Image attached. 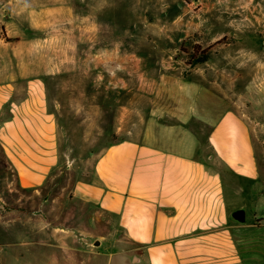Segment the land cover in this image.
<instances>
[{
	"label": "rangeland",
	"instance_id": "1",
	"mask_svg": "<svg viewBox=\"0 0 264 264\" xmlns=\"http://www.w3.org/2000/svg\"><path fill=\"white\" fill-rule=\"evenodd\" d=\"M16 77L31 80L55 116L56 165L25 192L0 152V264H47L60 234L94 247L83 236L99 231L87 224L96 215L73 203L71 188L95 182L94 163L114 142L141 139L152 124L202 143L229 113L253 143L264 139V0H0V83ZM203 147L194 157L207 168ZM256 157L261 179L222 173L217 188L233 248L264 263ZM239 209L244 224L230 218ZM99 233L107 241L95 252L112 251Z\"/></svg>",
	"mask_w": 264,
	"mask_h": 264
},
{
	"label": "crops",
	"instance_id": "2",
	"mask_svg": "<svg viewBox=\"0 0 264 264\" xmlns=\"http://www.w3.org/2000/svg\"><path fill=\"white\" fill-rule=\"evenodd\" d=\"M31 82L16 77L0 83V152L25 192L37 191L56 165L55 116ZM185 142L178 134H158L151 124L141 139L105 148L94 163L95 182L82 179L71 188L73 203L96 215L89 227H99L95 236H82L99 245L60 234V250L56 245L44 250L47 264H264L247 246L233 248L217 188L222 173L260 178L256 156L264 164V139L253 143L246 126L229 113L202 143ZM199 146L207 168L195 160ZM104 230L113 250L100 254L95 250L107 241L99 233Z\"/></svg>",
	"mask_w": 264,
	"mask_h": 264
},
{
	"label": "water",
	"instance_id": "3",
	"mask_svg": "<svg viewBox=\"0 0 264 264\" xmlns=\"http://www.w3.org/2000/svg\"><path fill=\"white\" fill-rule=\"evenodd\" d=\"M230 218L237 223L244 224V222H245V211H244V209H239V210L234 211L231 214ZM94 245L98 246L99 243L96 242Z\"/></svg>",
	"mask_w": 264,
	"mask_h": 264
},
{
	"label": "trees",
	"instance_id": "4",
	"mask_svg": "<svg viewBox=\"0 0 264 264\" xmlns=\"http://www.w3.org/2000/svg\"><path fill=\"white\" fill-rule=\"evenodd\" d=\"M201 57L197 58V57H193V62L192 64L194 65L195 63H197L200 60Z\"/></svg>",
	"mask_w": 264,
	"mask_h": 264
}]
</instances>
